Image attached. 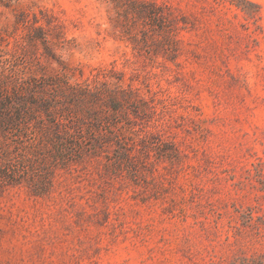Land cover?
<instances>
[{"label": "rangeland", "instance_id": "374dc122", "mask_svg": "<svg viewBox=\"0 0 264 264\" xmlns=\"http://www.w3.org/2000/svg\"><path fill=\"white\" fill-rule=\"evenodd\" d=\"M1 63L116 134L0 184V264H264V0H0Z\"/></svg>", "mask_w": 264, "mask_h": 264}, {"label": "trees", "instance_id": "16d2710c", "mask_svg": "<svg viewBox=\"0 0 264 264\" xmlns=\"http://www.w3.org/2000/svg\"><path fill=\"white\" fill-rule=\"evenodd\" d=\"M22 74L13 66L0 64V184L25 183L38 195L49 189L58 168H75L74 165L94 154L116 133H84L80 118L73 116L71 108L68 111L72 115L67 117L57 110L58 91L50 93L47 89L54 83L52 80L36 74L24 78ZM64 92L62 90L61 94ZM68 93L72 107L83 99L89 101L100 95L86 87L70 88ZM109 99L114 110L121 108L122 99L110 93ZM86 110L91 116L92 108ZM97 118L99 129L101 121ZM86 136L90 141L89 153L83 146Z\"/></svg>", "mask_w": 264, "mask_h": 264}]
</instances>
